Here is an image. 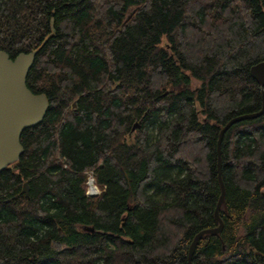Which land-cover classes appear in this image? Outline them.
I'll return each mask as SVG.
<instances>
[{"label": "trees", "instance_id": "16d2710c", "mask_svg": "<svg viewBox=\"0 0 264 264\" xmlns=\"http://www.w3.org/2000/svg\"><path fill=\"white\" fill-rule=\"evenodd\" d=\"M0 50L37 52L49 103L0 173V264H190L220 132L263 106L264 0H0ZM221 176L192 262L264 264V115L226 133Z\"/></svg>", "mask_w": 264, "mask_h": 264}, {"label": "water", "instance_id": "95a60500", "mask_svg": "<svg viewBox=\"0 0 264 264\" xmlns=\"http://www.w3.org/2000/svg\"><path fill=\"white\" fill-rule=\"evenodd\" d=\"M36 55L37 52L34 51L29 54H20L12 60L8 53L0 50V173L20 159L24 153V147L21 143L24 131L41 124L49 108L47 97L44 94L36 95L27 87V77L35 62ZM250 74L262 90L263 106L259 112L231 119L220 132L218 171L221 195L215 211V218L219 226L214 229L203 230L195 237L189 251L190 264H193V254L200 240L205 235L220 234L224 227L220 217V210L224 206L226 198V187L221 176L224 137L237 123L254 120L264 115V62L253 66ZM27 186L26 183L24 188Z\"/></svg>", "mask_w": 264, "mask_h": 264}, {"label": "built area", "instance_id": "2783aa9c", "mask_svg": "<svg viewBox=\"0 0 264 264\" xmlns=\"http://www.w3.org/2000/svg\"><path fill=\"white\" fill-rule=\"evenodd\" d=\"M91 178L93 179V183L92 184H89V188L87 189V195L89 197H95V196H98L101 191L99 192V189L97 188L96 186V182L94 183L95 181V177H94V173L93 172H89L88 173V179ZM87 184H88V181H87Z\"/></svg>", "mask_w": 264, "mask_h": 264}, {"label": "rangeland", "instance_id": "374dc122", "mask_svg": "<svg viewBox=\"0 0 264 264\" xmlns=\"http://www.w3.org/2000/svg\"><path fill=\"white\" fill-rule=\"evenodd\" d=\"M195 85H197L196 83H195ZM93 179H91V178H89L88 179V184H87V187L89 188V184H92L93 183V181H92ZM94 183H95V181H94ZM97 186V185H96ZM98 188V187H97ZM99 189V188H98ZM99 192H100V190H99Z\"/></svg>", "mask_w": 264, "mask_h": 264}, {"label": "flooded vegetation", "instance_id": "af4514ba", "mask_svg": "<svg viewBox=\"0 0 264 264\" xmlns=\"http://www.w3.org/2000/svg\"><path fill=\"white\" fill-rule=\"evenodd\" d=\"M25 184H26V183H25ZM26 188H27V190H26ZM26 188H24V191H25L26 193H28V186H27Z\"/></svg>", "mask_w": 264, "mask_h": 264}]
</instances>
